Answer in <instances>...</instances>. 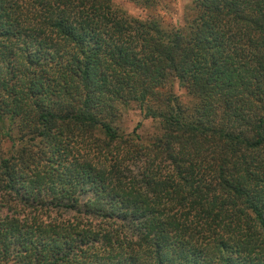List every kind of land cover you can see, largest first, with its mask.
I'll use <instances>...</instances> for the list:
<instances>
[{
  "label": "trees",
  "instance_id": "obj_1",
  "mask_svg": "<svg viewBox=\"0 0 264 264\" xmlns=\"http://www.w3.org/2000/svg\"><path fill=\"white\" fill-rule=\"evenodd\" d=\"M186 1L0 0V264H264V0Z\"/></svg>",
  "mask_w": 264,
  "mask_h": 264
},
{
  "label": "rangeland",
  "instance_id": "obj_2",
  "mask_svg": "<svg viewBox=\"0 0 264 264\" xmlns=\"http://www.w3.org/2000/svg\"><path fill=\"white\" fill-rule=\"evenodd\" d=\"M114 4L122 7L127 13L140 18L154 17L157 18L164 27L178 26L183 27L186 0H156L152 7H142L131 0H112ZM174 91L184 97L183 88L178 87L175 82L173 85ZM141 119L138 109L128 110L122 117V127L125 130H131L135 123ZM150 120L144 121V129H149ZM1 151L3 154H8L10 151V141L5 140L2 143ZM15 264V263H8Z\"/></svg>",
  "mask_w": 264,
  "mask_h": 264
}]
</instances>
